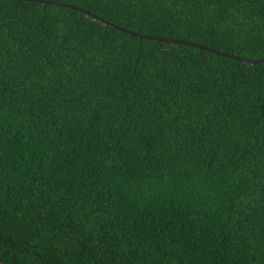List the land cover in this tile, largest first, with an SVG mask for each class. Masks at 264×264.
<instances>
[{
    "label": "trees",
    "instance_id": "obj_1",
    "mask_svg": "<svg viewBox=\"0 0 264 264\" xmlns=\"http://www.w3.org/2000/svg\"><path fill=\"white\" fill-rule=\"evenodd\" d=\"M211 49L264 0H0V259L264 264V62Z\"/></svg>",
    "mask_w": 264,
    "mask_h": 264
},
{
    "label": "water",
    "instance_id": "obj_2",
    "mask_svg": "<svg viewBox=\"0 0 264 264\" xmlns=\"http://www.w3.org/2000/svg\"><path fill=\"white\" fill-rule=\"evenodd\" d=\"M135 35L139 36L140 38L144 39V38H148V39H153V40H160V41H169V42H174V43H184V44H188L191 46H195V47H200L202 49H208L205 46L202 45H198L192 42H187V41H182V40H178V39H173V38H165V37H161V36H153V35H141L138 33H134ZM209 50V49H208ZM213 52H216L220 55L226 56L230 59H236V60H240V61H246V62H250V63H258V62H264V59H258V60H254V59H246V58H241L238 56H234V55H230L221 51H216V50H212ZM0 264H8L6 262H4L3 260L0 259Z\"/></svg>",
    "mask_w": 264,
    "mask_h": 264
}]
</instances>
